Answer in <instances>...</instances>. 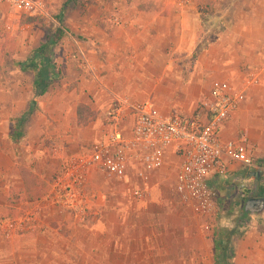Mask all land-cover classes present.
I'll return each mask as SVG.
<instances>
[{"label":"crops","instance_id":"1","mask_svg":"<svg viewBox=\"0 0 264 264\" xmlns=\"http://www.w3.org/2000/svg\"><path fill=\"white\" fill-rule=\"evenodd\" d=\"M161 1L162 10L145 7L137 0H114L113 4L104 0L101 10L94 7L85 22L73 25L72 31L87 39L76 43L85 49L94 69L87 75L81 71L75 75L84 93L81 97L89 95L83 102L98 115L84 128L86 139L95 142L110 130L103 116L116 95L127 94L147 102L159 115H191L216 83L234 84L256 72L258 83L246 90L238 109L222 124L220 134L223 140L244 135L256 157L264 162V0H218V10L230 6L231 27L199 54L186 81L179 61L194 50L199 38L197 4L194 0L180 8L168 0ZM67 29L63 30L69 34ZM58 50L60 45L54 48L55 56ZM22 73L29 79L15 77L6 85L0 83V207L11 204L10 187H22L11 139L32 95V73ZM46 94L48 91L43 96ZM124 129H131L129 120ZM26 163L40 176L35 162ZM178 165L179 159L170 147L163 168L151 175L147 184L150 196L143 201H129V189L121 183L117 191L111 188L97 193L96 214L91 217L79 208H43L45 228L39 234L7 240L0 233V264H216L214 242H225L224 236L229 233L234 248L230 264H264V208L259 212L245 210L244 199L264 198V174L247 173L239 164L231 166L232 178L218 188L219 202L234 186L238 191L239 184L232 179L239 176L248 187L246 195L238 191L245 201L243 212L224 238H217L215 224L211 231H205L202 225V248L193 250L186 221L171 219L182 204L173 188L164 184L168 171H174L175 179ZM57 172L47 178L48 184ZM221 189L226 193L221 194ZM111 193L117 196L115 203L109 198ZM196 219L203 224L201 218Z\"/></svg>","mask_w":264,"mask_h":264},{"label":"built area","instance_id":"2","mask_svg":"<svg viewBox=\"0 0 264 264\" xmlns=\"http://www.w3.org/2000/svg\"><path fill=\"white\" fill-rule=\"evenodd\" d=\"M1 1L26 13L47 14L43 0ZM168 2L181 8L194 0ZM78 62L80 70L93 73L82 50ZM256 83V72L245 77L240 86L220 81L191 115L180 112L159 115L147 102L116 95L104 113V122L110 130L93 142L87 153H74L64 161L43 198L22 209L16 217L0 218L2 237L8 240L42 232L46 207L79 208L86 216L95 215L97 196L86 188L94 171L106 182L128 183L132 167L138 186L130 195L137 201L148 199L147 184L151 175L163 168L170 147L179 159L173 191L185 208L203 220V229L211 231L218 212V188L232 178L231 166L239 164L247 173L264 174V162L256 157L253 145L244 135L223 140L220 134L222 124L238 109L246 90ZM128 120L129 132L124 129ZM233 178L239 184L238 191L246 195L247 185L239 176Z\"/></svg>","mask_w":264,"mask_h":264},{"label":"rangeland","instance_id":"3","mask_svg":"<svg viewBox=\"0 0 264 264\" xmlns=\"http://www.w3.org/2000/svg\"><path fill=\"white\" fill-rule=\"evenodd\" d=\"M103 1L43 0L47 14L42 16L37 13L30 14L23 12L15 8L12 4L0 0V83L3 85L7 84V80L15 77L18 79L23 78V81L29 79V75L19 72L17 68L12 69L8 66L9 63L7 62H10L8 57L12 56L17 60H24L35 46L46 39V31L40 27V24H20L23 14L43 18L44 24L52 32L59 26L57 16L61 15L63 17L62 24L64 28H69L67 29L69 34L65 33L63 38L56 44L60 45V50L57 52L58 56H55L59 76L50 86L48 94L40 98L41 107L39 106V110L35 111L23 126V136L20 138V141L13 143L16 164L24 163L30 167L26 161L30 160L32 163L35 162L36 171L46 181L47 178L50 179L55 172L61 169L60 167L64 161L71 155L74 153H87L88 148L94 142H88L89 139H86L88 133H84V128L87 126L80 127L77 124V109L80 104L87 105L83 100L89 95L85 93L86 98L85 96L83 98L81 97L80 93L82 94L83 92L78 84L79 79L75 75L76 73L79 75L80 71L86 75L89 72L78 68V56L81 49L76 41H81V39L79 40L74 35L83 37L85 41L87 39L85 36L77 34L74 30L72 31V28L76 23L85 22V16L88 15L90 17L92 15L91 10L94 7H97V10H101L102 7L100 4ZM108 1H111L113 4L112 1L114 0ZM137 2L152 9L158 8V10H162L164 6L161 0H137ZM66 24L68 27H66ZM9 51H11L12 55H8ZM82 51L89 60L85 49H82ZM26 76L28 77L26 78ZM242 81L243 78L234 82V84L240 86ZM120 95L131 99L127 94ZM131 100L139 101L135 99ZM105 127L107 126L105 125ZM169 169L172 170V167ZM173 174V170L168 171V176L164 183L171 190L175 182ZM165 177L166 175L161 180H164ZM135 181V178L129 179L128 183L126 182L124 184L131 194L133 189L138 186ZM88 183L89 185L86 188L93 195H97L98 192H108L111 188L117 191L116 186L119 187L121 185L120 182L116 181L106 182L96 171L91 173ZM236 190L237 186H234L229 194H225V198L220 197V208L218 209L217 220L214 225V230L219 232L217 238H224L229 228H234L236 220H238L241 216L240 214L243 212L242 209L245 201L241 199L239 192ZM222 193L224 194L226 191L222 192L221 189ZM109 198L112 203L117 201V196L114 193H111ZM131 200L137 201L132 195L131 198L129 197V201ZM176 202L178 203L177 200ZM179 208L181 210H177L171 219L173 218V222L176 219L186 221V224H188V235L190 236V248H193V250L201 249L203 242L201 238V235H203L201 229L202 222H200V225L196 216L183 205H180ZM87 216L91 217V215ZM88 217L87 219H89ZM112 218L115 217L112 216ZM225 224H228V226L225 227ZM207 235L209 236V233L205 232L206 239H208Z\"/></svg>","mask_w":264,"mask_h":264},{"label":"trees","instance_id":"4","mask_svg":"<svg viewBox=\"0 0 264 264\" xmlns=\"http://www.w3.org/2000/svg\"><path fill=\"white\" fill-rule=\"evenodd\" d=\"M197 10L201 22V30L194 50L190 54H183L179 64L182 66V78L184 81L188 79L191 67L199 54L208 48L224 30L231 27L232 12L230 6L223 10L217 9L218 0H195ZM58 25L52 32L44 24L43 18L35 17L27 14L21 16L20 24H40L46 31V39L32 49L24 60H17L9 56L10 62L8 66L12 69H19L22 72H30L33 74L32 95L29 100L27 109L17 119V129L11 133L13 143H18L23 136V126L32 114L39 110L38 98L43 96L49 90L52 83L59 76L55 62L54 48L56 44L65 35L63 20L57 16ZM78 39L84 40L81 36ZM8 55H12L11 51ZM77 124L85 127L96 119L97 112L93 111L89 106L80 104L77 109ZM18 172L21 178L22 187H10L9 200L10 205L0 207V218H13L19 215L24 207L30 206L32 203L43 198L49 190V184L41 176L36 174L28 165L19 164ZM248 200L249 198H244ZM224 241L215 240V262L216 264H230L234 248L231 244L232 233L227 234Z\"/></svg>","mask_w":264,"mask_h":264},{"label":"water","instance_id":"5","mask_svg":"<svg viewBox=\"0 0 264 264\" xmlns=\"http://www.w3.org/2000/svg\"><path fill=\"white\" fill-rule=\"evenodd\" d=\"M264 208V198L263 197H252L246 201L245 210L251 212H259Z\"/></svg>","mask_w":264,"mask_h":264}]
</instances>
